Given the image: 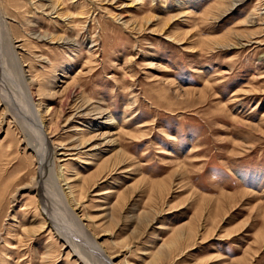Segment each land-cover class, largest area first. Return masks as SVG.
Wrapping results in <instances>:
<instances>
[{"label":"rangeland","instance_id":"1","mask_svg":"<svg viewBox=\"0 0 264 264\" xmlns=\"http://www.w3.org/2000/svg\"><path fill=\"white\" fill-rule=\"evenodd\" d=\"M0 12V264H264V0Z\"/></svg>","mask_w":264,"mask_h":264},{"label":"bare ground","instance_id":"2","mask_svg":"<svg viewBox=\"0 0 264 264\" xmlns=\"http://www.w3.org/2000/svg\"><path fill=\"white\" fill-rule=\"evenodd\" d=\"M0 20H4V16L3 14L0 12ZM5 25V24H4ZM4 32L6 34V37L8 38V41L11 43V38L8 31H7V28L5 29L4 28ZM6 38V39H7ZM10 52L11 54L13 55L15 61H17L16 63L19 64V55L16 51V48L14 47L15 45H13V43L10 44ZM12 57V58H13ZM21 69V68H20ZM23 69H21V73H23ZM31 81L32 79H28L26 78V76H24V79H23V82H24V85L27 86L25 87L26 88V91H27V97H28V102L33 110V115H34V119L36 121V124H37V127H38V134H39V137H40V143H39V148L38 146H35V145H27V147H31L33 148V152L35 153V156L37 157V161H38V165H39V171L41 172V175L43 174V171L45 169H47V167L50 169L52 166V163L54 161H56L57 159V151L55 149V147H53L50 143V140H49V137L47 136L46 134V127H45V122L43 120V117H42V111H41V108H39V106H37V104H35V100H34V96H32L31 92H30V89L29 87L31 86ZM15 116V115H14ZM16 117V116H15ZM27 136V135H26ZM29 138V137H28ZM61 177V176H60ZM63 177V176H62ZM63 181V179H62ZM68 186V185H67ZM44 188V187H43ZM69 189V194L71 196L72 192L70 190V187L68 188ZM44 190V189H43ZM66 191V189H64ZM67 192V191H66ZM41 193L44 194L43 191H41ZM42 200H49L47 198V195L44 194V197L42 198ZM47 211V209H46ZM46 213H48V216L51 218V215L50 213L47 211ZM70 213H72L73 217L80 222V224H82L81 222V218H79L76 214H75V211L72 210L70 211ZM72 218V217H71ZM74 219V220H75ZM83 226V225H82ZM68 244V243H67ZM96 246V252L98 254H100L103 258L104 261H106L108 264H113L112 263V259L117 257V256H113V257H108L103 248L101 246H99V244L95 241L94 243V246ZM77 249V248H76ZM98 256V255H97ZM86 257V256H85Z\"/></svg>","mask_w":264,"mask_h":264}]
</instances>
